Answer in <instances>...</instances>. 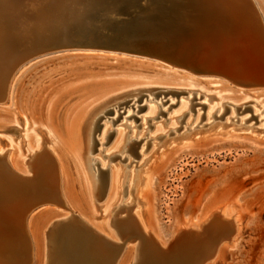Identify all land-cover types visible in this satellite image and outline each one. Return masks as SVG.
I'll return each mask as SVG.
<instances>
[{
	"label": "rangeland",
	"instance_id": "rangeland-1",
	"mask_svg": "<svg viewBox=\"0 0 264 264\" xmlns=\"http://www.w3.org/2000/svg\"><path fill=\"white\" fill-rule=\"evenodd\" d=\"M164 1L186 10L211 9L194 0ZM252 1L264 24V0ZM105 4L104 13L115 6L111 0H0V43L11 57L10 71L0 83V94L7 93L0 100V155L21 173L23 161L29 162L31 156L49 149L60 164L61 192L67 204L63 208L42 202L28 213L25 221L33 247L32 264H55L52 257L48 259L52 248L63 243L72 226H93L108 238L116 237L118 246H108L117 256L116 264H150L148 257L142 258V244L133 239L131 230L123 229L130 216L118 213L126 205L137 203L138 180L146 178L148 167L153 170V184L140 198L146 203L142 207L143 222L166 255L176 248L181 250L185 237L181 234H186L182 231L178 236L181 228L198 227L212 210L225 206V216L234 218L238 232L235 240L222 244L216 257L206 264H264L262 67L244 59L241 47L236 46L233 54L223 49L220 58L224 61L213 68L214 73L198 76L150 55H138V49L105 44L107 37L90 34H106L103 26L94 27L96 22L90 25L93 19L97 21L90 16ZM59 7L72 14L86 12L83 18L74 16L85 37L78 39L79 31L69 25L72 18L62 20L56 12ZM147 12L158 13L155 9ZM259 15L256 13L257 23ZM202 16L207 18L208 14ZM239 25L235 21L232 32ZM176 29L177 25H172L168 32L160 33L161 42L168 44ZM147 30L138 24L129 30L120 28L119 42L155 39L157 33ZM232 32L231 40L235 37ZM179 44H169L168 53L161 55L184 60L173 53ZM146 50L147 54L154 53ZM241 72L248 80L252 78L251 86L235 83ZM140 80L150 84L121 95L128 83ZM158 82L164 86H158L162 85ZM116 89L120 90L98 99ZM180 104L186 107L176 112ZM148 107L155 108L154 114H149ZM86 108L92 112L86 117L84 151L78 168L71 161L74 152L65 160L60 150L53 151L51 141L44 142L40 131L50 136L46 124L65 145L78 148V127L69 121ZM32 137L40 141L34 150L30 147ZM29 175L33 177V172ZM1 181L0 211L8 212L9 217L4 218L5 223L0 222L2 229L17 222L13 221V212L5 208L11 190ZM112 195L110 223L113 226L118 217V225L99 229L97 224L103 222L101 216L109 210ZM87 203L96 220L85 214Z\"/></svg>",
	"mask_w": 264,
	"mask_h": 264
},
{
	"label": "bare ground",
	"instance_id": "bare-ground-1",
	"mask_svg": "<svg viewBox=\"0 0 264 264\" xmlns=\"http://www.w3.org/2000/svg\"><path fill=\"white\" fill-rule=\"evenodd\" d=\"M145 1L146 0H136L138 4H142ZM161 1L164 2V0ZM194 1H197L198 3L204 2L210 5L211 9H208V12L205 10L201 11L200 9L186 10L181 7L180 8L176 7V5L168 4L167 5L168 7H165V9L157 10L158 11L157 14H160L162 17L163 16L170 17L169 28H171L172 25H177V29L176 31H173V36L171 37L170 39L171 41L168 42V44H164L160 40V37L163 35L160 33L168 32V30L166 31L164 30V28L158 27L153 23L148 28H150V31L152 33L156 32L158 34V36L156 33H155L156 35L154 34L156 36L155 39H150L152 38L150 37L148 38V40H145L146 37L144 39H142L141 37L142 39L141 41L139 38V40L135 42L133 41L134 39H136L134 37V39L132 40L133 42L131 43H127L126 41L119 42L117 39L108 35L106 28L103 29L105 30L104 33L106 34L97 31L90 34H94L95 36L98 37L99 36L107 37L105 44H108L110 46L121 45L126 47L127 49H138L141 53V54L137 53L138 55H150L152 57L161 59L163 61H167L174 66L188 69L187 71H189V73H192L194 75L199 76L200 74H212L214 73L213 68L224 61L223 58H220V54L223 51V49L229 50L228 47L226 46L227 44L225 43L224 39L231 36L229 33L232 32V24L235 21L240 22L239 26H243V25L250 26L249 23H251V25L252 23L257 24L256 13L258 15L259 13L257 7L253 3L254 1L252 0H194ZM111 3H115V6L117 4L115 0H111ZM106 8H107V4H105L104 7L101 10H99L97 13L95 12L96 14H92L90 16V20L91 17H95L97 19L98 16L102 15V13L105 12ZM255 8H256V12L254 11ZM89 9L90 8H88V10ZM111 10L114 11L115 7ZM124 10L125 11L129 10L127 5L124 6ZM56 12L59 13L62 20L64 21H68L70 18H72V20H69V25L70 28L72 26L73 29L79 31L78 39H82L83 37H85L84 31L78 29L77 22L74 21L75 19L74 16L76 15L83 18L86 15L85 11L72 14L66 11L64 7H59L56 9ZM106 14L108 13L103 14V18H105L104 15ZM205 14L206 16L208 14L207 18H204L202 16ZM113 17L114 16H112L111 19ZM258 17L260 19V15ZM184 19H186V23L183 22ZM94 22L95 21L93 19V22L91 21L90 25ZM143 27H147L146 24ZM1 32H2V28L0 27V33ZM148 32L149 31L147 30L146 33L148 34ZM142 36L144 37L146 35L142 34ZM123 39L125 40L126 38L123 37ZM228 39L231 40L230 38ZM92 41H96V40H94L93 38ZM143 42L146 43L145 46L142 45ZM176 42L180 44L179 46H177L178 48H176V50L173 53L178 58H182L184 60H177L175 58L163 57L161 53H168V51L166 52V50H169V46L175 45ZM1 45L2 43H0V83L3 82L5 74H7V72L10 71V64H11L10 52L6 48L5 49L2 48ZM190 48H195L196 51L195 52L189 51ZM146 49H150L154 53L147 54L145 53L147 51ZM128 51L126 50V52ZM186 59H191L193 61L186 62ZM256 64L262 67L261 69L263 73L261 74H263L262 77L264 78V65L260 62H256ZM247 70L249 69H246V71ZM195 71H199V72H195ZM241 74L242 72L239 74V77L237 74L238 78L235 79L237 80L235 83H238L240 86L241 85L246 87L251 86L253 83L252 78L251 80H248L247 78H245V74L244 75ZM234 75L236 76V74ZM252 77L255 78V76ZM149 84H150L149 82L143 80H140L135 83L134 82L128 83L126 86H128L129 89L127 88V90L121 93V95L129 91H134L137 89V87L139 88L146 87ZM158 84H162L158 86H164V83L158 82ZM157 89L162 90L161 87H158ZM119 90L120 89L109 90L104 94H102L101 96H99L98 99L101 100L102 98H104V96ZM1 94H0V100L1 99L3 100L6 97L7 93H1ZM98 99H96L95 102H97ZM185 107H186L185 104L182 105L180 104L176 112L184 110ZM146 110L150 112L149 114H154L155 112L154 107H150V108L148 107ZM90 112L92 111H88V108L83 109L80 114L78 115L74 114L72 120L69 121L70 124H72V126L77 124L78 148H76V146L68 147L67 145H65L62 139L55 135L56 133L55 130L46 124L44 126L49 130L50 136H48L46 132L40 131L41 135L43 136L44 142L50 143L51 141L53 146V151L57 153L60 150V156H62L65 160L69 159V155L74 152L71 156L72 157L71 161L78 168H81V158L84 151L82 136L86 132L84 131V129L86 127L87 118L88 116H90L89 114ZM166 143L167 142H165V144ZM39 146H40L39 139L37 137H32L30 144L32 150H34V148H38ZM42 152L39 153V155L36 154L37 156H31L29 162L23 161L20 166L21 168L20 170L22 171L21 173L19 172L17 173V171L8 164L7 157L0 155V179L3 180L6 186L9 187L11 190V194L9 195L8 198L12 202L10 203V201L5 200L7 202V203L5 202V208L13 212L12 214L14 216L13 221L14 223L17 222V225H13L6 228L2 226L3 227L2 229L0 226V264H32L33 247L31 243V238L26 228L25 219L28 217V213L34 206H36L38 203L40 204L42 202L43 203L47 202L50 204L51 203L56 204V206H60L63 208L67 207V204L63 199L61 192V179H60V170H59L60 164L57 162L54 153L51 152L49 149L45 148ZM64 162L66 164V161ZM30 171L33 172V177L32 176L30 177L31 175V174L29 175ZM152 171L153 170L149 169L148 167V169L146 170V172L148 173L146 178L143 179L140 178L138 180V194L136 195L140 196V198H142L141 195H143V193H145L153 184ZM115 176L116 175H114V177ZM111 178H112V173L110 176V182H111ZM87 188L88 191L92 193V189L90 187ZM117 188L118 191L116 198H118V192L120 189L119 183ZM116 198L115 200H117ZM140 198L137 197L136 204H133L132 206L126 205L125 208H122V210H120L118 213L119 214L126 213L124 215L128 214L130 216L131 218L129 219L130 221L125 224L123 229L126 230L128 228L129 230H131L133 239L138 240V242L142 244L141 246L142 258L146 259L148 257L150 264H170L171 262L172 264H206L209 260L216 257L219 247L222 244L227 243L229 245L235 240V236L238 232L237 223L234 221L233 217H230L229 219L226 218L227 216H225V214L227 210L225 209V206H221L212 210L198 227L181 228L180 231L177 232L178 236H180L182 231L186 232V234H181V236H185L181 241L182 242L181 250L179 249L180 250L179 251L176 248L177 251L172 250L173 253H169L166 255L164 250H162L161 246L160 247L158 246L157 244L158 241L154 239L152 235L149 234V230L148 228H146L143 222L144 218H143L142 207H144L146 203ZM111 200L112 201L109 205L110 207L109 210L107 211V213L101 216L103 222L97 224L99 229L114 228L115 226L118 225L117 222L118 217L113 220V226H111L110 223V218H111L110 211H111V207L114 205L113 195ZM2 203H3L2 205H4V202ZM84 207H85V214L89 213V218H91L92 220L93 219L96 220V216H94L91 211L90 204L89 203L84 204ZM7 213L8 212L0 211V219H1L0 222H2V224L5 223L4 218L6 216L8 217ZM90 228L91 229L85 226L69 227L68 234H66V238L64 239L63 243L60 242L59 244H56V246L52 248V254L48 259H51L52 257V259L56 261L55 264H116L117 256L115 255L116 257H114L111 250H108L109 249L108 246L111 244L118 246L117 244L114 243V241H116V237L113 236V239H111L110 237L108 238L107 236L99 233L93 226H90ZM52 236L53 235L50 233L49 237L52 238ZM175 245H178V242ZM181 252L184 253L185 255L183 254L181 256L180 255L182 254Z\"/></svg>",
	"mask_w": 264,
	"mask_h": 264
},
{
	"label": "water",
	"instance_id": "water-1",
	"mask_svg": "<svg viewBox=\"0 0 264 264\" xmlns=\"http://www.w3.org/2000/svg\"><path fill=\"white\" fill-rule=\"evenodd\" d=\"M165 2V3H164ZM161 0H146L142 4H138L136 0H130V2L125 3L120 0L115 7V10H111L110 13L104 15L103 14L97 17V21L94 24V27H101L107 29L108 35L119 41L120 33L118 30L122 28L123 30H129L132 26L136 24L139 25V28L143 30L149 29V26H145V24H155L158 27L164 28V30H169L170 26V17L169 16H161L160 14H154L153 12H147L151 9L162 10L165 7H168L166 1ZM127 5L129 10L125 11L124 6ZM150 8V9H148ZM148 13L150 15H148ZM153 13V14H152ZM148 15V17H146ZM108 16V17H107ZM114 16L112 19L111 17ZM110 19V20H109ZM260 23H249L248 25L237 26L234 28L232 35L234 34L232 40H229L227 37L225 40L226 46L229 49L230 53H234V50L237 49L236 46L241 47V51L243 52L244 59H248L253 62H260L264 65V35L261 29V26L264 30V24L262 22V18L260 16ZM110 24V25H107ZM106 24V25H105ZM259 26V27H258ZM152 42V41H151ZM263 87V86H261Z\"/></svg>",
	"mask_w": 264,
	"mask_h": 264
}]
</instances>
